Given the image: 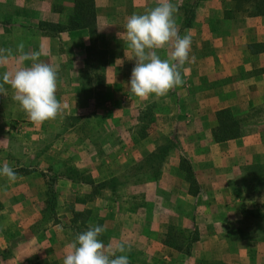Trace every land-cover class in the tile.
<instances>
[{
  "label": "rangeland",
  "instance_id": "rangeland-1",
  "mask_svg": "<svg viewBox=\"0 0 264 264\" xmlns=\"http://www.w3.org/2000/svg\"><path fill=\"white\" fill-rule=\"evenodd\" d=\"M94 1L99 23L95 25L93 41L85 29L50 36L37 26L39 20L65 22L72 0H30L35 2L31 7H27L26 0H14L9 3L12 7L0 9V18L4 16L0 23V49L10 50L8 64L0 74L31 66V60L18 63L22 55L19 45H23V53L42 51L46 55L42 54L39 60L58 69L56 97L67 105L55 119L35 125L12 99L9 85H4L7 95L0 94V166L8 164L17 178L34 176L33 184L29 185L33 189L27 196L38 200L33 207L25 203L26 195H22L20 202L17 197L5 195L17 181L1 177L6 184L2 187L0 204L19 203L22 212L18 213L14 207L11 216L0 217V227L10 230V240L1 258L13 260L6 264H63L67 245L78 233L87 230L85 225L104 226L108 234L104 232L101 239L108 235L118 240V244H132L130 264L140 263L144 242L150 244V258L177 257L166 246L156 249L168 226L176 233L183 231L185 236L190 226L195 225L200 237L201 229L208 231L206 226L211 225L209 231H218L220 222L226 219L222 209L207 214L209 198L194 195L190 200L185 195L188 185L177 164L181 158L190 164L202 161L206 146L212 142L209 133L215 125V111L227 108L232 115L244 118L239 124L241 136H256L258 130L264 140V109L248 105V99L242 101L240 96H232L230 105L215 103L234 95L235 83L223 79L221 73L220 78L212 73L208 63L214 57L210 52L213 44L200 39L206 26L198 22L203 17L214 23L219 17L230 18L227 15L231 16V11L215 8L217 1L224 6L222 0H209L210 6L203 8L198 6L200 0H172L180 6L174 16L179 34H190L192 38L189 61L181 69L184 83L163 97L152 94L146 100L129 91L135 60L118 33L124 31L123 25L131 14L144 13L155 7L157 0ZM194 5L199 8L195 10ZM238 23H230L231 28L227 24L220 26V32H230L236 25L240 35L251 40L252 28ZM213 27L207 25V31ZM168 51V48L158 50V54L164 59ZM251 74V71L241 73L239 79ZM228 84L230 87L225 90L223 86ZM246 170L241 167L230 170L229 185L223 184L224 175H218L212 184L206 183L204 195H223L227 188L233 194L256 195L255 181L246 183L251 175L256 179V167L251 165ZM92 187L97 192L90 194ZM195 203L203 206L197 209L201 214L189 216ZM233 206L230 203L228 207ZM244 218V229L259 228L262 223V218L256 220L255 216ZM225 235L229 233L226 231ZM49 237L52 241L47 242L51 243L39 255L13 248L16 243H42Z\"/></svg>",
  "mask_w": 264,
  "mask_h": 264
},
{
  "label": "crops",
  "instance_id": "crops-1",
  "mask_svg": "<svg viewBox=\"0 0 264 264\" xmlns=\"http://www.w3.org/2000/svg\"><path fill=\"white\" fill-rule=\"evenodd\" d=\"M14 0H0V9L1 8H10L12 7L11 2ZM30 0H26L28 2ZM207 1L209 0H200L198 3L199 7H205L207 5L210 6V4H207ZM215 1V0H214ZM224 3V6L220 5V2L217 1V4L215 5V8L221 7L224 9L231 10L233 8V1L232 0H222ZM72 3V2H71ZM35 2H28L27 7H31ZM51 6V3H50ZM69 7V5H67ZM197 6V5H196ZM94 7H96L95 1H94ZM180 7V6H179ZM199 7L194 9L197 10ZM223 9V10H224ZM4 17V16H2ZM2 17L0 18V23H2ZM192 21V19H190ZM34 22H37L34 20ZM235 22H239L238 24H244L246 26H250L252 28V39H245L240 35L239 28L232 27V30L230 32H224L221 33L222 29L220 30V26H224L227 24L228 26L231 25L230 23L235 24ZM27 23H31L30 20H27ZM64 23V22H63ZM95 23H99V20L97 17H95ZM203 26H206V33H202L200 39H204V42L209 40L213 44V49L210 51L212 52V60L209 61V65L212 67L211 71L212 73H221V75H224L222 77L228 78V80H233V83H235L232 86V90H235V94L229 95L226 99H218L216 100V104H222V105H230L229 101L234 96L239 97L242 101H245V99H248V105L252 104H260L262 102V99L264 97V51H257L256 53H250L249 50L246 48L247 44L250 43H260L264 42V15L262 14H256L252 16H246L240 12H232V15L230 18H222L219 17L217 19V22L214 23L210 20H208L207 17H203L202 20L200 19V22ZM193 24V23H192ZM207 25H213V29H210L207 31ZM18 56V55H16ZM5 67H0V72L4 71ZM252 72V74L249 77H244L243 79H239V75L244 72ZM190 72V71H189ZM188 72V73H189ZM220 78L221 76L218 75ZM215 78V77H214ZM218 78V79H219ZM196 79V78H195ZM207 79V78H206ZM216 79V78H215ZM226 90L227 87H230L228 85L223 86ZM248 89V90H247ZM250 90V91H249ZM246 91H249L246 93ZM233 96V97H232ZM235 101V100H233ZM256 136L255 135H244L241 137H238L236 139L227 140L224 142L214 143L211 142L210 145L206 146V153H204L205 156H203L202 161L198 164L195 162L191 163V167L193 170V175L196 180V183L198 184V192L195 194L196 197H204L209 198L207 201H209V205L207 206V214L213 215L216 210H223V214L226 216V219L220 222L219 230L215 231L211 228V225L206 226L207 230L201 229L202 234H200L199 237V228L194 225L198 232V239L191 244V247L189 249V253L185 254L180 251H177L175 249H172L168 247L173 252L177 253V257H171L166 258L164 260V257H161L159 255H156L155 258H150L149 256V249L150 244L144 242L146 247H142L141 249V256H140V263L139 264H150V263H156V264H264V236L260 235L261 233H264V218H262V223L257 229L255 227H249L247 229H244L243 221H241V211L242 210H248V211H256V207L259 206L258 202H261V198L263 195H249L248 193L240 195V194H233L232 191L227 188L228 186H225V188L228 189V191L223 190L225 193H221L223 195H216L214 196H207L204 195L205 189L204 186L207 182L212 184L215 178H217L218 175H224L226 178L225 181H223V184L228 183V178L230 176V170L234 168H240L241 170H246L251 165L256 164H264V140H261L259 137L260 133H258V130H256ZM210 134V133H209ZM208 134V138H209ZM228 143V144H227ZM220 145V146H216ZM214 156V157H212ZM202 158V156H201ZM177 163V162H176ZM178 164V163H177ZM251 164V165H250ZM176 166V165H174ZM23 167V166H19ZM177 169V167H175ZM247 171V170H246ZM248 172V171H247ZM252 174V173H251ZM255 176L248 177L246 180V183L250 180L255 181L256 186V179H254ZM34 176L30 177H20L17 178L15 183H12L10 185V188H8L5 193L10 198L18 200L20 202L22 198V195H26L25 203L32 205L33 207L38 205V200L35 198H30L27 195L30 194L33 188H30L29 185L32 183V179ZM216 181V180H215ZM231 182H229L227 185H229ZM4 178L0 177V196L2 192H4L5 185ZM33 184V183H32ZM37 184L40 185V189L43 190V187L41 185V181L37 182ZM15 185V186H14ZM26 185L27 188L26 189ZM230 191V193H229ZM24 192V194H21ZM215 192V190H214ZM200 194V195H199ZM186 196H189V199L191 200L194 195H189L185 193ZM213 197V199H211ZM194 199V198H193ZM15 200V201H16ZM196 201V200H195ZM229 203V204H228ZM230 203H232L234 206L233 208H229ZM19 205V203H18ZM18 205L15 204V206L12 204L8 206H4L0 204V217H3L5 215L11 216L12 211L14 210V207L18 209ZM194 210L189 212V216H193L197 214H201V210L197 212V209H201L202 205H197L196 203L193 205ZM5 207L7 210H5ZM28 206L25 205V209H27ZM231 210H226V209ZM19 210V209H18ZM18 213L21 210H19ZM20 215V214H19ZM35 215V210H34ZM201 216H205L204 214ZM193 218V217H192ZM192 222L190 221V224ZM194 224V223H193ZM191 227V226H190ZM243 227V228H240ZM189 228V227H186ZM229 233V235H225V232ZM239 231L247 232L248 236L246 238H242L239 235ZM256 231L258 232L259 236L256 237ZM10 230L6 231L3 226L0 227V264H6L8 261L13 260L6 259L3 260L1 258L2 256V250L6 248L8 245L9 235L8 233ZM18 234H21L22 232L17 231ZM217 232V234H216ZM254 232V235H250ZM44 238L45 233H47V230L44 232ZM106 234L107 231H105ZM208 233V235L204 234ZM104 236V235H102ZM52 237H49L48 239H43L42 243H37V241H28L27 243H16L13 248L23 250L25 252L32 254L35 252L37 255L41 254L42 251L46 249V247L51 243L47 242L52 241ZM100 240H102L106 246H111L113 250H115L118 240L115 241V239H112L110 236L102 237L100 236ZM142 241V240H141ZM143 243V242H142ZM20 244V245H19ZM19 245V246H18ZM129 245V244H128ZM165 246L162 241L160 243H157L156 249L159 250L160 247ZM167 247V246H166ZM27 250V251H26ZM133 252V246L130 244V249L127 250L125 253H119L117 252V255H127L130 259L132 256H130ZM174 255V254H173ZM9 261V262H10ZM262 262L263 263H258Z\"/></svg>",
  "mask_w": 264,
  "mask_h": 264
},
{
  "label": "clouds",
  "instance_id": "clouds-1",
  "mask_svg": "<svg viewBox=\"0 0 264 264\" xmlns=\"http://www.w3.org/2000/svg\"><path fill=\"white\" fill-rule=\"evenodd\" d=\"M179 6L172 0H157L155 7L144 13H133L123 25L119 37L132 50L131 59L135 60L128 82L129 91L141 100L150 95L163 97L170 90L184 83L181 69L189 61L192 38L190 34H179L175 14ZM168 48L166 58L162 59L158 50ZM22 55L18 63L31 60V66L18 67L13 71L0 74V94L7 95L5 84L13 90L12 99L19 104L28 120L35 125L55 119L67 108L56 97L58 69L42 62L43 53H23V45L18 46ZM10 50L0 49V67L8 64ZM194 60V57H192ZM0 177L9 182L17 179V174L8 164L0 166ZM264 203V197L261 198ZM106 231L102 225L89 226L78 233L67 245L63 264H130L125 253L130 245L117 244L115 250L99 239Z\"/></svg>",
  "mask_w": 264,
  "mask_h": 264
},
{
  "label": "trees",
  "instance_id": "trees-1",
  "mask_svg": "<svg viewBox=\"0 0 264 264\" xmlns=\"http://www.w3.org/2000/svg\"><path fill=\"white\" fill-rule=\"evenodd\" d=\"M232 1L233 8L228 10L231 11L230 13L240 12L246 16H252L256 14L264 15V0ZM227 16L230 17L229 14ZM95 25L94 0H72L71 12L67 16V19L64 23L60 24L58 22L54 23L43 20H39L37 22L39 29L42 30L46 35L54 36L61 33H72L76 32L77 30L85 29L88 38L92 41L95 39ZM247 47L250 53L264 51V42L251 43ZM86 49L89 50V48ZM257 106H259L261 110L264 109V97L262 102ZM214 116L215 125L210 130V138L212 142L219 143L241 136L239 124L242 122V120H244V118L232 115L227 108L217 109L214 113ZM178 169L182 171V178L188 185L186 193L192 196L195 195L198 192V184L194 178L190 162L184 158H181L178 162ZM97 185L101 186L103 183H98ZM91 189L92 191L90 194L97 192L95 187H92ZM256 194L263 195L264 197V164H256ZM258 203L259 206L256 207V211H241V221L245 219L244 216H255L256 220L264 218V203ZM85 219L86 218L83 215L82 224L84 225L86 223V221L84 223ZM85 227L88 229L87 225H85ZM186 233L187 234L185 236L183 231L176 233L172 226H168L162 243L167 247L188 254L191 244L198 239V233L193 225H191L190 229H188ZM239 235L242 238H246L248 233L239 231Z\"/></svg>",
  "mask_w": 264,
  "mask_h": 264
}]
</instances>
